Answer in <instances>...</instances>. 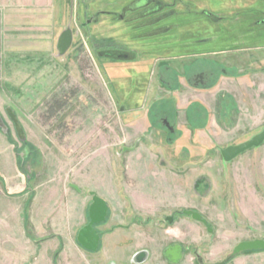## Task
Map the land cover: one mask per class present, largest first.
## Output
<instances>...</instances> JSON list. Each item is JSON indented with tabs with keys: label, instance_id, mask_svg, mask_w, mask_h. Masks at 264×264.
<instances>
[{
	"label": "rangeland",
	"instance_id": "rangeland-1",
	"mask_svg": "<svg viewBox=\"0 0 264 264\" xmlns=\"http://www.w3.org/2000/svg\"><path fill=\"white\" fill-rule=\"evenodd\" d=\"M133 1L56 0V11L47 14L46 25L30 21L27 28L14 33L23 37V46L44 51L43 55L29 53L20 60H6L0 54V131L12 134L18 167V172L8 173L15 177L11 184L0 178V264H110L107 242L103 251L99 247L88 255L68 247L71 237L56 235L60 187L77 189L86 183L84 165L93 166L102 159L100 152L92 157L89 152L142 146L129 127L135 115H149L155 126L161 116L173 124L174 102H152L172 92L160 86L156 75L142 74L164 59L169 23L199 20L196 9L202 4L212 11V6L241 3L249 11L241 20L264 19V0H181L189 3V12L177 8L172 17L163 11L143 18L139 12L124 10ZM220 12L217 17L229 18L228 12ZM115 14L125 15L126 20L118 22ZM201 19L204 36H215L218 26L207 17ZM211 40L204 63L219 67L215 57L225 50L231 53L232 46L217 45L221 37ZM247 46L260 48L264 42ZM119 51L125 56H116ZM250 67L251 71L237 68L234 72L224 67L226 73L198 90L181 79L183 87L174 101L186 104L202 99L208 109L205 112L197 103L184 109L186 127L203 128L207 121L209 125L199 138L167 134L174 138L173 149H183L171 160L187 167L178 173L183 175L188 196L186 203L148 223L150 231L158 228L157 235L126 237V243L148 251V259L162 261L160 249L165 244L178 245L180 264H226L241 254L264 257L261 251L233 254L242 242L264 239V142L229 162L221 155L264 128V70L259 69L264 67V51ZM142 102L143 108L133 111ZM153 134L154 130L146 137L159 143L162 136ZM117 158L110 155V163L125 164Z\"/></svg>",
	"mask_w": 264,
	"mask_h": 264
},
{
	"label": "crops",
	"instance_id": "crops-1",
	"mask_svg": "<svg viewBox=\"0 0 264 264\" xmlns=\"http://www.w3.org/2000/svg\"><path fill=\"white\" fill-rule=\"evenodd\" d=\"M53 11H56V0H0V54H3L6 60H20L29 53L43 55L44 51H30L27 45L23 46V37L15 36L14 33L27 28L30 21L37 26L46 25L45 18ZM179 90L172 91V94L164 99L174 102L173 124L170 125L166 121L168 119L161 116L158 119L159 125L155 126L151 123L149 115H135L129 127L133 128L136 137L141 138L142 146L121 148L119 152L113 146L102 147L89 152L91 157L100 152L102 159L93 166L87 163L84 165L86 183L79 187L77 185V189L60 187V196L56 202V235L71 237L68 247L74 253L82 251L89 255V252L99 247L103 251L104 243L107 242L106 251L111 255L110 264H180V248L176 244L162 246L160 251L164 259L157 261L148 259V251L142 250L134 243H126V237L132 235H157L158 228L152 227L153 230L150 231L151 229L147 228L148 223L187 202L188 190L184 187L183 175L178 173L186 172L187 167L175 165L171 160L173 155H181L183 149H173L171 142L174 138L168 137L167 134L171 131L172 134L178 135V139L188 140L193 136L199 138L209 121L203 128L195 127L190 130L186 127L188 122L182 119L181 113L184 109L193 103L199 104L205 112L208 109L202 99H192L186 104H182L178 99L174 101L173 96ZM151 91L150 89L149 94ZM143 106L142 102L133 111L138 112ZM161 118L164 119L163 123H160ZM153 130L154 136H162L158 139L159 143L146 137ZM12 141V134L7 135L0 131V178L7 184H11L15 178L8 173L18 172ZM122 143L123 141L118 142L117 145ZM110 155L118 156V160H125V164L110 163ZM103 156L106 159H103ZM3 175L9 181H6ZM82 190L88 194L83 195ZM163 232L167 233L165 230ZM258 256L261 255L241 254L226 264H264V257Z\"/></svg>",
	"mask_w": 264,
	"mask_h": 264
},
{
	"label": "flooded vegetation",
	"instance_id": "flooded-vegetation-1",
	"mask_svg": "<svg viewBox=\"0 0 264 264\" xmlns=\"http://www.w3.org/2000/svg\"><path fill=\"white\" fill-rule=\"evenodd\" d=\"M164 1L163 4L158 0H134L132 4L126 6L124 10L128 8V11L139 12L140 15L138 16L142 18L149 17L152 14L156 15L163 11L166 12V14L169 13L166 15L167 17H172V13L174 11H179L180 8V11L189 12V3H179L181 0H169V3L166 2L167 0ZM196 1L198 2L201 0ZM198 5L199 3L197 6ZM212 7L214 11L204 9L203 4L198 6V9H196L198 13L195 16L198 17L199 20L189 21V19H187L183 22L180 20L177 24H173V21L169 23L171 25L166 28L169 27L171 33L166 36L168 46L164 50V59L157 61L160 63L153 64L150 69H146L144 71L145 73L142 74L148 76L156 75L160 86H163L165 91L172 92L181 88V79L186 83L187 87L193 89L207 88L211 82L217 80L216 76H219L220 73H226L224 67H229L233 72L236 71L237 68H241L242 71H251L252 68L250 66L252 60L256 59V57L258 59L259 56H263L264 46L253 49L251 46L247 45L264 42V19L248 22L241 20V18L245 17L249 12L247 6L241 3L238 5L230 3ZM220 11L228 12L229 18L225 20L223 16L219 17L220 15H218L217 17L216 13H222ZM210 12H215V14H210ZM178 16L182 15H177L176 18ZM224 16L227 17V14H224ZM113 17L116 18L118 22H124L126 20L123 14H115ZM205 17L208 18L211 24L218 26L217 31H214L215 36L213 37L204 36L205 21L203 19L200 20V18ZM192 22L195 23L193 27L191 26ZM210 35H212V32ZM216 36L223 38V40H221L222 42L217 45H222L221 47L232 46V49L229 50L231 53H227L226 50L222 51L224 53L219 52L221 56H217L215 57L216 59H214L219 64V67H215L216 65L211 63H207L208 66L206 67L204 61H206V56H209V54L204 52L205 49H207L205 47L206 45L207 47L211 46L209 42H212L211 39L216 38ZM115 55L125 56V53L119 51L115 53ZM126 56H129V54ZM161 62H164V64L158 66V64H162ZM212 65L214 67H212ZM259 69L262 71L264 67ZM152 85L153 82L150 79L148 87L152 88ZM164 99H166V97L156 99L155 101ZM163 122L164 119L161 118L160 123Z\"/></svg>",
	"mask_w": 264,
	"mask_h": 264
},
{
	"label": "water",
	"instance_id": "water-1",
	"mask_svg": "<svg viewBox=\"0 0 264 264\" xmlns=\"http://www.w3.org/2000/svg\"><path fill=\"white\" fill-rule=\"evenodd\" d=\"M263 142H264V128L259 134L252 137L249 141H246L237 146L227 147L221 152V155L224 161L229 162L235 157H237L238 155L244 153L245 151L252 149L254 147L260 146ZM193 216H197V215L193 214ZM249 251H264V239L249 241V242H242L239 245H237V247L233 251V254H239V253L249 252Z\"/></svg>",
	"mask_w": 264,
	"mask_h": 264
}]
</instances>
